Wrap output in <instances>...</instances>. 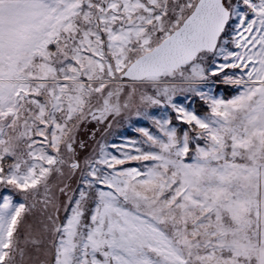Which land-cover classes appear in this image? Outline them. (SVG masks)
<instances>
[{"label":"snow or ice","instance_id":"obj_1","mask_svg":"<svg viewBox=\"0 0 264 264\" xmlns=\"http://www.w3.org/2000/svg\"><path fill=\"white\" fill-rule=\"evenodd\" d=\"M0 264H264V0H0Z\"/></svg>","mask_w":264,"mask_h":264}]
</instances>
